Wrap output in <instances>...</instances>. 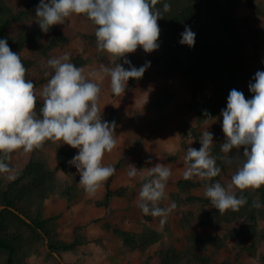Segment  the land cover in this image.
<instances>
[{
  "label": "clouds",
  "instance_id": "9594fccd",
  "mask_svg": "<svg viewBox=\"0 0 264 264\" xmlns=\"http://www.w3.org/2000/svg\"><path fill=\"white\" fill-rule=\"evenodd\" d=\"M159 0H40L36 8V20L43 32L50 27L63 24L73 14H86L97 26L95 37L98 51L106 52L110 65H101L98 71L85 74L83 68L69 62L68 53L48 60L54 70L43 86L40 95L43 107L42 118L35 111L37 95L35 85L25 79L26 68L19 54L13 52L6 39H0V172H10L11 154L23 149L31 152L41 148L45 141H62L79 149L69 163L80 174L79 184L88 195H94L103 183L113 175L114 167L102 164L105 152L116 146L115 122L102 119L98 107L101 88L95 82L99 73L110 76L112 93L119 97L124 93L130 78L142 77L145 66H131L125 69L117 63L126 54L133 53L138 46L145 52L159 47L160 28L158 19L161 11L156 8ZM171 9L163 4V11ZM181 44L195 45L196 33L189 26L181 33ZM150 64V62H148ZM49 75V73H45ZM253 93L246 99L243 92L232 89L228 95L226 109L222 110V131L225 142L221 145L224 154L220 159L231 165L236 163V171L227 187L215 182L205 189V196L220 213L238 210L247 203L238 197L235 189H259L264 185V71H257L254 82L249 84ZM201 147H188L184 156L185 179L194 176L201 180L217 177L221 169L217 159L211 155L213 134L208 130L200 137ZM243 146L240 159L229 155L235 148ZM140 176L145 180L142 169L129 164L128 176ZM171 176V168L156 164L148 171V179L142 183L137 206L145 215L161 217L164 223L175 208H161L158 203L165 198V188ZM260 207L259 203L254 204Z\"/></svg>",
  "mask_w": 264,
  "mask_h": 264
},
{
  "label": "rangeland",
  "instance_id": "374dc122",
  "mask_svg": "<svg viewBox=\"0 0 264 264\" xmlns=\"http://www.w3.org/2000/svg\"><path fill=\"white\" fill-rule=\"evenodd\" d=\"M250 1H253V3L250 4ZM233 13L241 20L240 31L243 36H248L253 30L256 31L258 36H262L264 32V0H238V5L233 9ZM25 24L28 28L37 24L36 12L25 20ZM61 25L65 27V30H62L64 32L63 34L66 37H70L71 40L70 42L64 41L60 46L53 48L52 53H60V56L68 53L70 59L76 56H82L84 58L82 67H85L84 72L86 75L89 72L98 71L101 65L115 66L114 64L110 65L106 52L98 51L96 39L86 38L83 36L84 32L82 30L71 28V26L75 25H79L80 28L92 25V21L87 15L73 14ZM159 28L160 35H162L164 28ZM50 35L51 33L49 32L48 40L51 37ZM83 40L85 48L83 52H78L80 47L79 42ZM159 50L160 45L150 53L145 52L142 46H138L135 52L128 53L126 57H122L117 61L125 69L130 68L129 64L124 63L125 58L131 61V66L137 68L145 66L142 77L130 78L124 93L119 97L115 96L111 91L110 76L101 72L95 80L101 88L98 107L102 114V119L110 124L115 122L114 136L116 146L111 152H105L104 157H106L107 163L113 165L114 169L120 173V177L125 182L120 188H126L128 193V196H119L121 202L117 210L121 211L120 214H122L123 210L128 208L132 209V219L135 222V229L126 231L135 234L134 236L140 242L142 240H149L156 234L160 236V239L152 243L147 249L132 248L131 245L125 243L131 249H139L143 252V264H160L161 250L165 242L173 243L185 252L189 250L188 234L196 232L205 235V233H208L207 231L211 226L199 225L197 217L211 210L213 206L211 204L206 205L197 199H191L193 196L206 197L205 189L207 186L202 185L191 188L189 191H184L179 187L178 182L179 180L185 179L184 172L186 171V167L183 158L186 155L188 147L199 149L202 146L197 139V135L200 138L202 133L208 130L213 134L212 145H222L225 142V133L222 131L223 116L221 113L227 106L215 115L206 116V113L201 114L199 111L201 105L209 104L210 100L214 98L212 84L209 81L204 83L200 99L196 102L188 83L181 75L163 74L161 66L156 61ZM247 50L253 56L255 54L259 55L258 58H253V67L257 71H263L264 48L259 52V49L257 51L252 45H248ZM52 57V55H49L41 62V65L45 69H50L47 62ZM38 70V65H35L31 70L32 76H30L29 80L32 81L34 77H37ZM45 83H42V85ZM40 118H42V115H40ZM47 145L45 144L41 148L35 149L33 158L44 161L51 168H55L58 164L57 152L59 147L71 146L66 145V143L58 144L57 142L50 146ZM73 149L76 155V151H79V149ZM19 151L20 156L23 157V149L21 148ZM235 151L236 153H229V155L236 159L242 158L243 146L239 150L235 149ZM15 152L11 154L10 161H6L9 164L10 172H0V177L4 180L5 186L16 177L19 172L18 168L25 164V160L18 162L13 159ZM221 155L223 156L224 154L221 152ZM118 163H120L119 167H117ZM158 163L168 165L171 168V176L166 183L165 198L158 203V206L168 208L173 203L175 204V208L168 214L164 223H161V217L145 215L137 206L141 185L149 178V169ZM129 164L135 165L137 169H142L145 180H142L139 175L135 178L129 177ZM226 167V171L221 170L219 175L214 177L216 182L221 183L225 187L231 182V177L236 171V163L234 162L231 165L226 163ZM75 168L71 164L66 171L59 172L61 188L63 189L57 192L64 195L67 192H71V196L66 195L70 200L73 197L83 195V187L79 184L80 174ZM188 180L201 182L207 179L201 180L199 177L194 176ZM249 189L255 190L252 188ZM239 191V189H235L236 193ZM116 196L118 195L113 197ZM122 200L127 202V204L130 203V205L123 204ZM99 202H97V205H100ZM189 212H193L195 218L190 224H187V227H183V219ZM117 216L121 221H125L127 213L125 212V214ZM117 216H114L113 220L101 217L97 220L95 219V221L103 224L107 231L113 232L124 240L123 236L115 233V229L124 230L117 223ZM57 218L55 217V219ZM103 219H105L104 222H102ZM53 220L48 222V225L52 229L53 238L57 241L67 242L60 240L56 229L52 228L53 225H50ZM259 222H264V220H260ZM241 223L237 222L222 227L223 234L227 233L230 229L237 230ZM78 226H80L79 232L83 239L81 244L70 249H60L59 252L50 253L46 249V243L49 241L42 239L36 244L26 246L20 251L16 256L15 264H61L59 258H62L64 263L86 264L85 258L82 255L87 248L91 249L97 240H89L87 238L85 234L86 224H79ZM250 246L251 248H249ZM223 247L227 249L220 251V248L209 246L202 254L211 256L214 262L218 264L224 261L231 262V256L237 252V261L240 262L239 259L247 253L252 255V258H257V255L255 256L256 252L254 254L251 253V249L254 248L257 251L260 248L262 255L261 261H263L264 224L263 227L258 225L255 237L246 247L238 246L237 241L232 239ZM222 252L227 254V258L218 261L215 257L222 256ZM7 257L8 253L6 251H0V264H5ZM249 258L251 257L249 256ZM183 264L201 263L192 259L190 261H184Z\"/></svg>",
  "mask_w": 264,
  "mask_h": 264
},
{
  "label": "trees",
  "instance_id": "16d2710c",
  "mask_svg": "<svg viewBox=\"0 0 264 264\" xmlns=\"http://www.w3.org/2000/svg\"><path fill=\"white\" fill-rule=\"evenodd\" d=\"M39 3L40 0H0V39H6L11 50L20 55L26 68V80L30 79L31 70L38 65V75L32 80L35 86L48 81L54 73L51 68L45 69L41 62L51 55L53 48L71 40L63 34L58 24L51 26L46 33L41 30L38 22L33 29L27 27L25 20L36 12ZM164 3L171 5L170 11H163ZM249 3L252 4L253 1ZM237 5L238 0H159L156 5L162 14L157 21L158 26L164 28L158 39L160 50L156 61L164 75L179 74L186 80L196 102L200 99L204 83L209 81L212 84L214 98L209 104L201 105L199 109L200 113H206V116L215 115L227 106L228 95L232 89L243 92L246 99L253 96L249 84L254 82L257 70L253 67L252 60L259 55H251L247 47L252 45L258 51L261 45H264V32L262 36H258L253 30L248 36H243L240 31L241 20L233 13ZM93 25V29L83 33L84 37L96 39L97 26L94 23ZM186 26L196 33L193 47L180 43L181 33ZM49 32L51 37L48 40ZM69 62L81 67L84 58L76 56ZM45 73L49 75L46 76ZM42 107L43 101L37 99L35 111L39 115H42L40 112ZM197 139L200 142L198 135ZM49 142L50 140L45 141L43 146ZM231 153H236L235 148ZM211 155L217 159L219 168L226 171V163L220 159L222 157L220 144L211 146ZM74 156L73 148L62 146L57 152L58 164L55 168H51L44 161L32 158L7 186L0 177V251L8 253L5 264H15L20 251L42 239L46 240V237L49 238L46 249L50 253L70 249L83 242L78 225L72 242L55 240L48 222L60 216L45 218L42 212L46 199L63 189L59 172L69 168L71 165L69 161ZM215 182L214 178L201 182L182 179L178 185L182 190L189 191L191 188L208 186ZM66 195L71 196V192H67ZM115 195L128 196L127 189L111 188L110 179L105 199L99 204L108 207ZM236 195L245 197L247 203L238 210L229 209L224 213L213 207L198 216L197 221L202 226L242 222L237 230L230 229L223 235H202L196 232L188 234L189 250L185 252L175 244L165 242L161 250L160 264H183L184 261L192 259L201 264H216L211 256L202 254L209 246L221 248L231 239L236 240L238 246L249 245L257 233L259 221L264 220V185L255 190L239 191ZM191 199H197L206 205L211 204L207 197L193 196ZM255 203H259L260 207H255ZM194 218L193 212L187 213L182 222L183 227H187ZM115 233L123 236L125 243L132 248L141 250L147 249L160 239L156 234L151 239L140 242L130 231L115 229ZM255 252L256 250L252 248L251 253ZM59 259L61 264H71L64 263L62 258ZM218 264L248 263L224 261Z\"/></svg>",
  "mask_w": 264,
  "mask_h": 264
},
{
  "label": "crops",
  "instance_id": "0c3cea01",
  "mask_svg": "<svg viewBox=\"0 0 264 264\" xmlns=\"http://www.w3.org/2000/svg\"><path fill=\"white\" fill-rule=\"evenodd\" d=\"M61 30H65V27L61 24H58ZM34 27V25H33ZM33 27L29 28L32 29ZM94 25L80 28L79 25L71 26V28H76L82 30L84 33L93 29ZM80 47L78 52H83L85 48L84 40L79 42ZM76 47V46H73ZM264 48L262 45L259 48V52H261ZM53 57H59L61 54L56 52L51 53ZM52 57V58H53ZM86 57V56H85ZM85 70V67H79ZM46 84V83H45ZM45 84L35 86V93L37 95V99L42 100L43 98L40 95L42 88ZM37 113V112H36ZM37 116L40 118V115L37 113ZM58 144H65L62 141H51L47 143V146L52 145L53 143ZM68 145V144H66ZM33 151L25 152L23 150V157L20 156L19 149L16 150L15 156L13 157L14 160L20 162V160H25V164L21 165L18 169H22L32 158H33ZM56 152V150H55ZM78 150L76 151V155L78 154ZM22 153V152H21ZM106 157H103L102 164L104 166H112L109 165L106 161ZM120 163L117 164L119 167ZM18 170V171H19ZM117 170L113 173L111 177H109L103 185L97 190L94 195H88L84 188H83V195L80 197H73L70 200L66 195L55 192L51 194L45 201L42 212L43 217L49 218L51 216L59 215L57 219L53 220L50 225H53L52 228H55L60 240L72 242L75 239V229L76 226L79 224H86L87 228L85 234L89 240H97L94 242L93 246L87 248L85 253L82 256L85 258L86 264H143V252L139 249H131L128 245L125 244L124 240L119 238L113 232H109L105 229L103 224L98 223L95 219L99 218H107L108 220H113L114 216L123 215L125 212L127 213V217L125 221H121L117 216V223L121 226L124 230H132L135 229L134 227V220L132 219V209L128 208L123 210L122 214L121 211H118V207L120 205V198L119 196L112 197L110 201V205L107 207L105 205H97L98 201H102L105 199V195L107 192V183L111 179V188L118 189L122 186L125 182L120 177V173ZM122 203H126L122 200ZM125 204V207H126ZM131 204H133L131 202ZM130 203L127 204L129 206ZM103 219L102 222H104ZM264 222H259L260 227H263ZM211 228L207 231L208 235H215L221 234L223 235L222 227H226V224H212L209 225ZM231 244V243H230ZM87 246V245H86ZM231 246V245H230ZM129 247V248H128ZM226 247H221L220 251H225ZM247 253V252H245ZM222 256L215 257L218 261H222L227 258V254L224 252L221 253ZM235 255V256H234ZM232 257L231 262H237V252ZM257 258H252V255L248 253L245 254L244 257L239 259L240 262L248 263V264H262L261 261V253L260 248L256 251L255 256ZM249 256L251 258H249ZM254 256V255H253Z\"/></svg>",
  "mask_w": 264,
  "mask_h": 264
},
{
  "label": "water",
  "instance_id": "95a60500",
  "mask_svg": "<svg viewBox=\"0 0 264 264\" xmlns=\"http://www.w3.org/2000/svg\"><path fill=\"white\" fill-rule=\"evenodd\" d=\"M46 240L49 241L48 237H46Z\"/></svg>",
  "mask_w": 264,
  "mask_h": 264
}]
</instances>
